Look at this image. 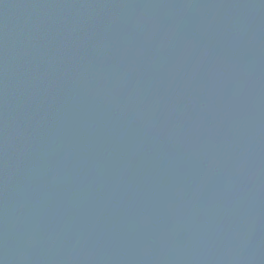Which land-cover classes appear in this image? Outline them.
I'll list each match as a JSON object with an SVG mask.
<instances>
[{"label":"water","instance_id":"95a60500","mask_svg":"<svg viewBox=\"0 0 264 264\" xmlns=\"http://www.w3.org/2000/svg\"><path fill=\"white\" fill-rule=\"evenodd\" d=\"M0 264H264V0H0Z\"/></svg>","mask_w":264,"mask_h":264}]
</instances>
